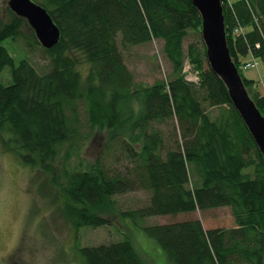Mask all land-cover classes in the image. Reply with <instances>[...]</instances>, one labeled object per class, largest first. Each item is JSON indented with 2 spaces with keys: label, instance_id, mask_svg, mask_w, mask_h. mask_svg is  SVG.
Here are the masks:
<instances>
[{
  "label": "trees",
  "instance_id": "1",
  "mask_svg": "<svg viewBox=\"0 0 264 264\" xmlns=\"http://www.w3.org/2000/svg\"><path fill=\"white\" fill-rule=\"evenodd\" d=\"M33 1L48 10L61 40L44 48L50 61L41 74L26 56L14 58L3 45L25 37L40 46L34 30L9 7L6 15L0 9V137L24 165L51 177L74 227L111 224L103 214L114 211V197L147 190L148 205L122 213L135 224L154 216L231 209L233 228H205L199 219L144 227L172 264H264V157L226 85L208 65L203 22L192 1ZM222 2L231 56L264 116V95L254 90L259 74L243 68L251 58L264 67V0ZM190 33L200 39L185 49ZM158 40L171 64L169 79L139 87L120 45ZM77 52L91 65L86 78ZM186 62L199 72V84L186 80ZM253 70L251 79L247 72ZM216 108L213 119L209 111ZM170 122L179 125L173 123L171 146L157 127ZM86 126L90 135L105 132L111 143L118 142L132 166L111 171L99 158L71 167ZM80 252L86 264H145L129 237Z\"/></svg>",
  "mask_w": 264,
  "mask_h": 264
},
{
  "label": "rangeland",
  "instance_id": "2",
  "mask_svg": "<svg viewBox=\"0 0 264 264\" xmlns=\"http://www.w3.org/2000/svg\"><path fill=\"white\" fill-rule=\"evenodd\" d=\"M8 3L9 0H0V9L5 15ZM24 33L30 36L31 30L25 28ZM198 39L199 35L190 33L185 41V49ZM3 45L10 49L14 58L26 56L41 74L48 71L50 60L41 45H34L25 37L16 43L5 42ZM163 45L164 43L159 40L136 47L123 48L120 45L137 86L149 87L157 81L169 79L171 64L163 53ZM200 46L202 47V44ZM77 55L80 60L78 70L82 77L86 78L91 65L83 54L77 52ZM188 63L186 62L185 66ZM247 63L257 64L253 69L257 70L260 81L254 90L264 95L263 64L255 58H251ZM246 64L243 66L244 69ZM252 72L256 73L253 70L247 74L251 75ZM10 78L8 67L3 72L5 84L10 82ZM134 107L138 109V104H134ZM219 112L220 110L216 108L211 109L209 114L214 119ZM173 123L179 127L177 122L157 125L164 132L169 146L173 140L171 138L174 131ZM89 133L87 126L83 128V138L68 161L71 167L82 162L85 165L93 164L99 158L103 159L111 171L125 172L132 166L126 152L118 142L111 143L107 133L98 131L91 135ZM66 151L65 148L59 159L65 158ZM50 179L51 177L42 170L24 165L17 154L4 147L0 137V264H86L80 252L81 248L120 241L124 237L132 240L145 264H172L157 240L151 237L144 227L194 219L201 220L205 228L236 226L230 208L154 216L137 222L139 223L137 225L132 218L122 213L136 211L148 205L151 192L138 190L113 198L114 211L103 214L111 220V224L77 230L67 218L64 198L58 188L50 183Z\"/></svg>",
  "mask_w": 264,
  "mask_h": 264
},
{
  "label": "water",
  "instance_id": "3",
  "mask_svg": "<svg viewBox=\"0 0 264 264\" xmlns=\"http://www.w3.org/2000/svg\"><path fill=\"white\" fill-rule=\"evenodd\" d=\"M202 18V40L210 69L226 85L232 103L264 157V116L251 98L233 61L227 42L222 0H191ZM10 10L27 20L45 49H53L61 40V30L48 10L33 0H9Z\"/></svg>",
  "mask_w": 264,
  "mask_h": 264
},
{
  "label": "built area",
  "instance_id": "4",
  "mask_svg": "<svg viewBox=\"0 0 264 264\" xmlns=\"http://www.w3.org/2000/svg\"><path fill=\"white\" fill-rule=\"evenodd\" d=\"M242 32V28H239L235 31V33L240 34ZM257 48H260V45H257ZM189 65V67H187ZM257 66L256 63H247L246 68L247 70H250ZM190 69V70H189ZM184 74L186 76V80L193 84H199L200 82V74L198 71L194 70V67L191 64H186L184 67Z\"/></svg>",
  "mask_w": 264,
  "mask_h": 264
},
{
  "label": "crops",
  "instance_id": "5",
  "mask_svg": "<svg viewBox=\"0 0 264 264\" xmlns=\"http://www.w3.org/2000/svg\"><path fill=\"white\" fill-rule=\"evenodd\" d=\"M254 75H255V72H252V74H251V75L247 74V76H249L251 79H253V78H254Z\"/></svg>",
  "mask_w": 264,
  "mask_h": 264
}]
</instances>
